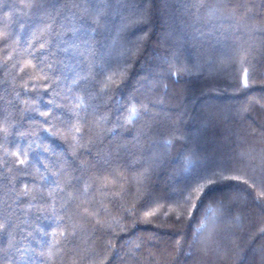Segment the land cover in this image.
I'll use <instances>...</instances> for the list:
<instances>
[{"label": "trees", "instance_id": "obj_1", "mask_svg": "<svg viewBox=\"0 0 264 264\" xmlns=\"http://www.w3.org/2000/svg\"><path fill=\"white\" fill-rule=\"evenodd\" d=\"M0 264H264V0H0Z\"/></svg>", "mask_w": 264, "mask_h": 264}, {"label": "snow or ice", "instance_id": "obj_2", "mask_svg": "<svg viewBox=\"0 0 264 264\" xmlns=\"http://www.w3.org/2000/svg\"><path fill=\"white\" fill-rule=\"evenodd\" d=\"M244 86L248 87V83H247V79L246 78L244 80ZM129 112H130V116L128 117V121L127 122L131 123L132 120L134 118H136L139 113H138V110L135 108V106H133L131 109H129ZM45 115H47V113ZM45 122H47V120ZM21 163H23V161H21Z\"/></svg>", "mask_w": 264, "mask_h": 264}]
</instances>
